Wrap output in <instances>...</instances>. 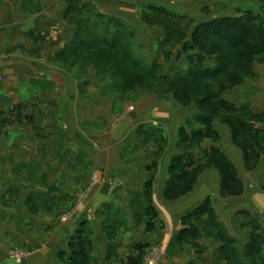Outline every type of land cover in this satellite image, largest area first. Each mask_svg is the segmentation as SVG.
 Listing matches in <instances>:
<instances>
[{
    "label": "crops",
    "instance_id": "crops-1",
    "mask_svg": "<svg viewBox=\"0 0 264 264\" xmlns=\"http://www.w3.org/2000/svg\"><path fill=\"white\" fill-rule=\"evenodd\" d=\"M71 1L80 6L92 5L98 13L127 25L136 34L141 49L156 48V42L163 37L162 28L140 19L139 13L150 6H162L172 13L189 15L196 23L239 15L245 9L256 11L260 6L259 0ZM68 6L69 0H0V46L7 40L15 44L24 42L27 46L38 31L47 40V45L56 36L61 46L69 43L74 31L67 23L65 10ZM58 25L62 26L61 31L55 32ZM152 55L154 57L145 56L150 64L155 60V54ZM185 55L187 53H179L177 49L171 58L183 60L186 70L188 60ZM211 64L213 60L208 59L207 65ZM1 66L23 79L7 84L10 92L18 90L20 100L38 99L39 105L48 98L43 96L42 89L63 88L66 83L57 80L56 69L50 65L40 67L16 60L1 63ZM251 71L252 77L226 90L222 97L260 113L264 110V60L254 61ZM43 78L49 80L48 85L41 80ZM104 81L105 78L97 77V92L70 97L69 111L62 116L69 124V127L64 125V137L60 136L61 128H58L59 113L53 110L50 114L52 128L49 129L52 135L47 141L37 142L38 146L32 143L34 147L28 140L30 133L25 129L22 137L26 138L20 140V150L14 149L11 135L4 144L0 143L10 149V156L23 154L17 164L15 160L0 164L1 171L30 169V157L24 155L38 153L41 155L40 168L55 169L58 182L63 185L61 199L79 200L64 219L55 214L35 217L23 205L24 195L19 198L20 202L11 206L0 205V264L58 263V253L67 249L72 230L83 220L89 231L92 264H141L148 250L156 247L160 256L155 264H225L218 253L222 242L206 235L201 223L196 225L202 231L198 239L202 248L191 247L177 239L182 229V216L207 196L212 197L211 204L219 225L236 242L237 256L248 262L246 254L251 234L261 233L264 238V155L255 167L248 169L242 149L233 143L230 128L219 120L213 122L219 136L217 140L204 136L198 143L183 146L180 143L181 128L189 135L193 128L203 127L192 119L199 113L196 104H181L170 94L124 96L106 91ZM70 85H73L72 81ZM57 92L54 90L56 95H51L52 99L59 95ZM69 104L76 109H71ZM117 115L116 123H111ZM41 116L36 114L35 119ZM41 125L44 127L45 124ZM257 126L264 130V123H257ZM212 146L221 149L233 165L242 182V193L231 197L219 195V173L214 167H205L189 192L175 199L166 197L173 158L184 155V161L189 156L191 165L188 169H191L204 164ZM91 181L93 185L89 191L82 192L84 183ZM146 189L155 213L149 224V216L144 213ZM114 226L118 229L110 239L106 229ZM10 248L23 252V258H10ZM261 252L264 254V244Z\"/></svg>",
    "mask_w": 264,
    "mask_h": 264
},
{
    "label": "rangeland",
    "instance_id": "rangeland-1",
    "mask_svg": "<svg viewBox=\"0 0 264 264\" xmlns=\"http://www.w3.org/2000/svg\"><path fill=\"white\" fill-rule=\"evenodd\" d=\"M258 2L260 3V6H258L259 8H257L256 11H254L256 13H260L261 8H264V0H259ZM65 11L67 18L69 19V22L67 23L74 31V36L69 43L62 44L61 46V41L56 36V38L51 41L49 45H47V40L44 39L42 33L38 31L34 38H32L27 43V46H25L24 42H18L15 44L10 40H7L6 43H3L0 46V66L1 63L16 60L28 62L31 63V65L33 64L34 66L40 67L44 65H50L56 69V75L58 78L57 80L62 82L64 80L66 81V83L63 84V88L59 86V88H54L52 90L49 88L47 91L42 89L43 96L48 98L43 99V105H39L38 99L35 100L33 98H29L26 100H20L17 95L18 90H12L13 92H10L11 90H9L7 84L13 82L17 83V81H22L23 79H21L19 76L10 74V71H7L5 68H3L4 66H1L0 143L4 144L7 137L11 135L15 150L21 149L19 148L21 147L19 146V142L21 139L25 140L26 138L22 137L25 129H28L30 133L28 135V137H30L28 140H30L31 144L35 143L38 146L37 142L40 141L43 143L47 141V139L52 135V132L49 129L52 128V117L50 114L53 110H56V112L59 113L57 119V123L59 124L58 128H61L60 136L64 137V125L66 124L67 127H69V124H67V119L65 117L62 118V116L64 112L69 111V108H67L68 100H70L72 96H75L76 94L82 95L90 91L97 92L95 85L97 82V77L105 78L104 86L105 90L108 92L121 93L122 95H127L129 97H132V95L139 97L140 95L148 96L156 94H170L181 104H196L198 106V100L206 95H217L224 99L222 95L226 90L232 89L233 86L240 84L247 77L253 76L252 73L242 75L240 79L237 82L232 83V85H229L228 83L225 84L224 81H219V79L217 81L202 79L196 83H183L182 81H179V77L175 78L174 73L184 71L185 69L183 68L185 67V63H182L183 60L181 59L178 60L171 58L172 54H174V51L180 49V45H177L173 49V53L170 55L169 60H166L163 59L162 49H160L158 44L159 40L156 42V48L151 49V45L150 49H141L140 47L138 48V40L136 39V34L132 31V29L127 27L125 24H121L119 20H116L109 15H105V17L96 15L98 12L93 8L92 5L80 6L79 4L74 3V1L69 0V6ZM191 19L193 20V18ZM195 24L197 23L193 20L192 25ZM39 28H41V26H39ZM61 28L62 26L58 25L57 28L55 27V32ZM162 30L164 35V29L162 28ZM117 32L121 34V43L119 44L112 42V38ZM210 42L215 50V55L222 57L224 62L227 60L233 65L236 63L238 56L242 55L245 57L247 52L253 51L259 41L257 40V36H251L248 38V40H246V43L236 48H230L226 43L218 40L217 38L211 39ZM167 48H169V46ZM131 51L136 54L137 60L142 59L146 64H150L147 62L146 57H154L152 55V53H154V62H156V68L153 71L154 75L156 74L157 76H163V74H165L166 76L164 77H173V79H177L179 82L176 81L175 84L172 82L161 83L145 75L143 71H139L136 68H131L128 64V60L125 58L126 52L128 53ZM263 54L264 51H262L260 54L253 55L254 57L251 62V67L254 61L260 62L264 60ZM215 55L212 56L213 61L216 58ZM43 74L44 73H42V75ZM238 74L239 72H237V70H232L227 74V77H230L229 79L231 81L233 77H236ZM41 80L44 81L46 85H48L49 80L47 81L45 78ZM70 81L73 82V85H70ZM174 87H177L178 89L177 95L173 89ZM54 90H57L59 95L55 98L53 97L54 99H52L51 95L54 94ZM54 95H56V93ZM69 105L71 109H76L73 105ZM247 108L251 111L249 106H247ZM36 114H41L42 116L36 120ZM119 115L115 116L111 120V123H116ZM215 120L221 121L220 119ZM194 122L197 123V121ZM255 122L258 123V121ZM42 123L45 124L44 127H42ZM44 130L46 134H42ZM180 135V143L183 146L185 145L189 147L190 145L198 143L200 140H188V142H186V137L181 132ZM33 146L35 147V145ZM9 152V148H6L5 145L2 146L0 144V164L12 162L14 160L17 164L19 162L17 160H21L23 157V154L20 153L10 156ZM208 153L209 152H207V156ZM263 155L264 154H261L259 158ZM24 156L30 157L28 161L31 163L30 169H20L13 171H1L0 169V205L4 207L11 206L13 203L20 202L18 201L19 198L24 195L22 200L23 205L35 217H37V215L41 216V214H55L59 218L64 219L66 213L73 209L79 200L61 199L62 193L60 192L63 191V185L59 184V178L56 177V171L54 168H40V154L29 153V155ZM204 164L200 165L203 166ZM205 167L216 168L211 164H207L204 166V168ZM247 168L251 169L248 166ZM217 171L220 178L219 195L222 197H231L242 193L243 186L241 180L239 179L241 187L238 192L222 194L221 174L218 169ZM9 173L11 175H9ZM92 185V181L89 183H84L80 190L86 193L89 191V188H91ZM206 198H208L210 203H212V197L207 196ZM117 229L118 227L116 226L106 229L107 235H109L110 239L114 238ZM190 246L195 247L191 244ZM200 248H202L201 244ZM10 249L11 250L8 252L10 258L13 260H20L23 258V252L16 250V248ZM159 256L160 252L157 247L148 250V252L143 257L141 264H155Z\"/></svg>",
    "mask_w": 264,
    "mask_h": 264
},
{
    "label": "trees",
    "instance_id": "trees-1",
    "mask_svg": "<svg viewBox=\"0 0 264 264\" xmlns=\"http://www.w3.org/2000/svg\"><path fill=\"white\" fill-rule=\"evenodd\" d=\"M140 14L142 21L146 24H155L164 29V35L158 41L163 59L169 60L177 45H180L179 53H187L186 58L189 65L186 70L174 73L175 78L179 77V81L183 83H196L202 79L215 81L219 79L225 84L232 85L242 75L252 73L253 55L264 51V8H261L260 13L245 9V11H240L239 15L218 17L201 21L195 25H192L193 20L188 15L172 13L162 6H150L147 11H142ZM96 15L105 17L100 13H96ZM119 32L114 34L112 42L121 43ZM251 36H257L259 41L255 49L247 52L245 57L238 56L233 65L227 60L224 62L222 57L215 55V50L210 42L211 39L217 38L230 48H236L246 43V40ZM168 46L169 48H167ZM214 55L216 58L213 64L207 65L208 59H212ZM125 58L131 68L143 71L145 75L158 82H172L173 84L176 81L179 82L173 77L154 75L156 62L146 64L142 59L137 60L133 51L126 52ZM232 70H237L239 74L230 81L227 74ZM173 89L177 95V87ZM198 104L200 112L195 115L194 119L203 127L193 128L189 135L185 133L184 128H181L180 132L186 137V142L202 139L204 136H211L217 140L219 136L213 128V122L215 119H220L230 128L233 143L243 150L245 164L249 168L255 166L259 156L264 154V130L260 129L255 121L264 122V111L253 113L247 106H237L217 95H206L198 100ZM184 157V155L175 156L170 164V174L165 189L166 197L175 199V197L189 192L196 182L197 175L207 164L214 165L219 170L222 194L236 193L240 190V181L236 177L234 167L221 149L212 146L206 163L191 169H188L191 165L190 157L187 156L183 161ZM147 191L148 189L144 192V198L147 199L144 213L149 216V224L155 213L149 202ZM197 223L202 224L206 235L214 236L222 242L218 253L219 257L225 260V264H264V254L261 252L264 243L262 234L257 232L251 234L246 254L248 262L241 261L237 256L236 242L219 225L208 198L182 216V229L178 233V241L188 242L200 249L198 239L201 237L202 231L197 227ZM72 231L67 242V249L58 253V263L56 264H91L92 246L86 222L83 220Z\"/></svg>",
    "mask_w": 264,
    "mask_h": 264
}]
</instances>
